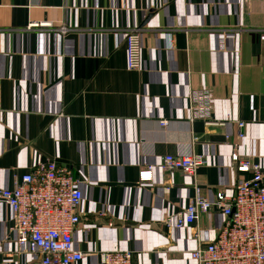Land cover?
<instances>
[{
    "label": "crops",
    "instance_id": "1",
    "mask_svg": "<svg viewBox=\"0 0 264 264\" xmlns=\"http://www.w3.org/2000/svg\"><path fill=\"white\" fill-rule=\"evenodd\" d=\"M132 29L142 41L136 70ZM263 33L264 0H0V187L39 158L57 159L81 181L74 246L93 253L71 264H100L97 253L115 250L131 251V264H198L192 231L164 220L195 186L210 199L233 194L248 174L232 152L264 165ZM202 89L212 116L190 122L189 97ZM192 152L206 159L195 179L161 166ZM225 222L201 214L199 241ZM12 223L0 202V264H41L17 251Z\"/></svg>",
    "mask_w": 264,
    "mask_h": 264
},
{
    "label": "built area",
    "instance_id": "2",
    "mask_svg": "<svg viewBox=\"0 0 264 264\" xmlns=\"http://www.w3.org/2000/svg\"><path fill=\"white\" fill-rule=\"evenodd\" d=\"M261 38L264 40V33ZM125 42L127 67L139 69L142 56L139 29L130 30ZM189 98L188 120H209L213 112L210 92L196 90ZM159 123L165 127L169 120L161 119ZM237 124V135L242 138L245 123ZM231 160L248 174L239 181L233 194L220 190L210 199L195 186V194L185 208L164 220L168 227H188L192 231L198 245L189 256L198 264H264V165L259 160L241 157L236 151L231 153ZM205 163L203 155L192 152L166 155L161 166L166 171H180L195 179ZM152 169L149 165L141 170L140 180H151ZM80 182L71 169L59 164L57 159L39 158L31 171L17 178L13 188L0 187V202L13 212L9 230L16 235L19 253L36 254L41 264H71L93 255L74 246L73 234L81 221ZM213 211L221 212L226 222L212 242L201 243L195 223L201 214ZM97 255L100 264L132 263V252L128 250L100 251Z\"/></svg>",
    "mask_w": 264,
    "mask_h": 264
}]
</instances>
